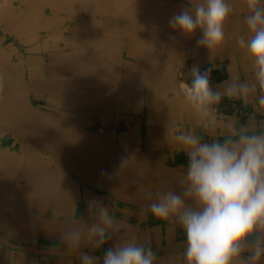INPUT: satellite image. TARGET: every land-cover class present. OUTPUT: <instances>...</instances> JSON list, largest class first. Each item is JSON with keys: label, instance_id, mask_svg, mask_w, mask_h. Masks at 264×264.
<instances>
[{"label": "crops", "instance_id": "0c3cea01", "mask_svg": "<svg viewBox=\"0 0 264 264\" xmlns=\"http://www.w3.org/2000/svg\"><path fill=\"white\" fill-rule=\"evenodd\" d=\"M229 2L234 14L226 43L210 57L196 46L199 32L185 39L169 28L190 0H6L0 66L36 106L186 172V154L175 139L182 133L214 140L241 124L264 128L255 96L251 103L226 97L207 117L194 115L174 91L177 69L190 77L193 65L209 70L220 92L251 80L250 62L237 45L241 36L247 39L248 12L240 0ZM104 207L119 220L120 242L161 250L159 264H184L181 229L90 188L53 158L0 131V264H82L99 256L86 241L69 251L64 240L86 234Z\"/></svg>", "mask_w": 264, "mask_h": 264}, {"label": "clouds", "instance_id": "9594fccd", "mask_svg": "<svg viewBox=\"0 0 264 264\" xmlns=\"http://www.w3.org/2000/svg\"><path fill=\"white\" fill-rule=\"evenodd\" d=\"M240 2L248 12V35L247 39L241 36L237 45L250 62L251 80L234 81L220 92L214 88L209 70L193 65L190 77H185L184 69L178 68L174 91L196 116L210 117L226 97L251 103L255 96V104L264 110V0ZM5 3L0 0V7ZM233 14L229 0H190L169 20V28L185 39L199 32L196 46L212 57L226 43L225 26ZM214 125L209 119L208 126ZM175 139L186 154L180 192L157 194L142 213L179 226L185 239L184 264H264V128L241 124L220 139L193 133ZM94 201L88 202L89 210ZM120 230L119 220L104 207L86 234L65 239L64 244L76 251L86 241L100 253L89 255L82 264H159L150 244L120 242ZM109 241L112 246L106 247Z\"/></svg>", "mask_w": 264, "mask_h": 264}, {"label": "water", "instance_id": "95a60500", "mask_svg": "<svg viewBox=\"0 0 264 264\" xmlns=\"http://www.w3.org/2000/svg\"><path fill=\"white\" fill-rule=\"evenodd\" d=\"M0 131L53 158L90 188L139 210L147 209L159 193H179L186 175L149 154L109 142L36 106L2 66ZM165 223L179 228L174 221Z\"/></svg>", "mask_w": 264, "mask_h": 264}]
</instances>
